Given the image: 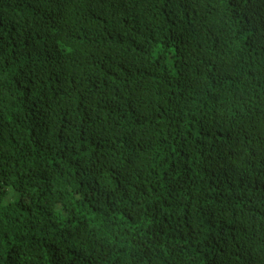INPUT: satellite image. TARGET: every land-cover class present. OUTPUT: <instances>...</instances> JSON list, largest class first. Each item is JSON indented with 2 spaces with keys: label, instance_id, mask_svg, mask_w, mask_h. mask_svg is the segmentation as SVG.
<instances>
[{
  "label": "trees",
  "instance_id": "1",
  "mask_svg": "<svg viewBox=\"0 0 264 264\" xmlns=\"http://www.w3.org/2000/svg\"><path fill=\"white\" fill-rule=\"evenodd\" d=\"M0 264H264V0H0Z\"/></svg>",
  "mask_w": 264,
  "mask_h": 264
}]
</instances>
